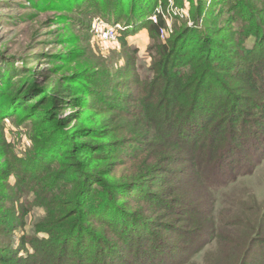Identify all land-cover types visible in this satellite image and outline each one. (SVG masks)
<instances>
[{
	"label": "trees",
	"instance_id": "1",
	"mask_svg": "<svg viewBox=\"0 0 264 264\" xmlns=\"http://www.w3.org/2000/svg\"><path fill=\"white\" fill-rule=\"evenodd\" d=\"M128 1V4L122 3L123 6L116 9L117 18L123 9L130 13L120 21L128 26L134 22L147 21L157 5L155 0ZM253 4L246 0L234 3L231 9L237 11L241 7V12L248 8L257 11L251 8ZM245 15V23L247 19L257 18L253 11ZM162 23L161 19L159 24L151 22L149 29L157 33ZM225 27L198 35L183 30L174 39L157 48V56L152 65L155 77L151 84H146L145 79H137L139 90L131 96L135 106L130 108V115L142 121L140 126H134L135 130L151 132L153 140H156L154 142H157L146 152L149 158L147 165L154 168L151 179L157 182L156 186L160 185V176H154V173L169 170L168 163L164 165L161 161V152L157 146L160 140L168 144L169 151H179L181 161L188 167L185 175L173 179L178 184L176 189L194 181V184H200L205 196L215 189L228 186L239 176L252 174L264 159V28H250L245 34L249 27L244 25L233 33L231 46L220 47L215 33H223ZM128 29L122 32V40L132 30L130 27ZM251 35L256 36L255 45L249 51L242 48L245 51L242 54L240 48ZM66 64L64 62L58 83L47 88L40 86L36 93L29 91L34 90L35 81L29 77V73L16 82V77L8 71L0 72V118L8 117L5 116L9 115L8 110L12 111L18 103V100L14 101L15 95L19 96L26 89L28 94L33 93L34 98L24 102L18 110L30 111L35 117L40 113L50 128L59 123L64 124L68 119L58 117V105H62V110L73 99L75 103L87 106L88 100L82 96L68 100L64 97L71 91H76V95L87 93V84L92 83L80 71L68 73ZM50 70L59 72L57 67ZM24 81L26 87L22 85ZM111 106L113 110L129 113L121 104ZM75 115L82 121L63 132V138H66L65 144H61L63 148L56 147L52 151L47 148L33 161L45 163L34 166L31 162L32 165L22 161L18 170L19 176L24 169L32 176L34 170L41 166L45 172L50 173L53 164H60L71 157L69 165L76 173L68 174L70 170L64 168L52 176L48 186L58 191L64 188L65 192L49 200L45 199V203L51 207L50 216L46 217L47 220L45 218V222L36 225L38 231H47L49 237L32 239L31 247L34 251L27 252L25 256L19 255L12 241L0 238V264H185L187 258L193 257L211 243L219 245V264H264L263 215L258 219L254 214V222L248 225L245 234L243 232L234 237V224L226 227L210 217L209 205L200 207L193 195H187L191 187L187 188L185 194H175L172 198L161 200L163 212L150 214V217L143 219L141 215L146 211L124 210L116 200L110 199L108 193L116 191L114 186L102 188L101 191L94 189L91 183L112 173L111 166L115 160L111 159V149L103 145L105 142L96 140L97 132L100 131L96 124L84 120L85 113L81 111ZM4 149L0 148V152H4ZM140 151L141 148L129 155L134 157ZM170 157L167 162L175 156ZM26 177L23 174L21 180H27ZM89 177L93 181L88 180ZM76 180L78 184L83 183L82 187L77 193L75 189L67 191L66 186ZM128 183L130 187L122 190V193L132 191L130 197L135 201L137 193L144 190L145 185L149 186V180H143L142 184L139 177H134ZM195 190L196 187L192 191ZM65 195L69 197L66 200ZM10 196L0 194V233L10 234L17 225L25 226L26 221H17V215L29 214L28 208L16 206ZM64 204L69 206L66 212L62 211ZM173 209L175 214L172 215L170 210ZM192 210H195L198 218L193 230L187 227L185 215L177 216ZM11 211H18V214H11ZM204 211L207 212L204 214ZM199 216H204L203 222ZM12 219L14 221L11 222ZM198 223L205 230L198 228ZM180 225L184 228H179ZM19 250H24V245Z\"/></svg>",
	"mask_w": 264,
	"mask_h": 264
},
{
	"label": "rangeland",
	"instance_id": "2",
	"mask_svg": "<svg viewBox=\"0 0 264 264\" xmlns=\"http://www.w3.org/2000/svg\"><path fill=\"white\" fill-rule=\"evenodd\" d=\"M245 1L155 0L157 5L153 9V13L147 17L149 20L146 19L147 21L142 23L139 21L138 26L135 25L139 22L128 26L120 21L130 13L123 9L117 18L116 11L118 6H123L122 3L128 4V0H124V2H120V0H0L1 73L8 71L16 77L15 81L18 80V82L24 78V75L30 74L29 77L35 80L33 81L34 90L29 89L31 85L28 89L31 90L30 92L36 93L38 87L47 88L61 80L59 79L63 73L61 69L66 62L68 73L80 71L85 74L86 80L92 82L87 84L89 86L87 93L76 95V91H71L64 95L67 100L75 96H82L88 100V105L83 106L82 103H75L73 99L69 100L70 105L62 110V105H58V117L68 119L64 124L59 123L54 128L47 125L40 113L35 117L30 111L18 110L24 102L34 98L33 93L28 94L27 89L19 96L15 95L14 101L18 100V103L12 111L8 110L7 114L9 115H5L8 117L0 118V148H5L4 152H0V184L8 181L4 185L2 184L0 194L6 196L10 194L16 206L29 209L27 216L23 214L19 216L18 211H11V214H14L12 212L18 214L17 221H26L25 226L17 225L10 234L0 233V238L4 241H12L13 248L18 249L19 255L25 256L27 252L34 251L31 247L32 239L49 237L47 231H38L36 225L50 216L51 207H48L45 199L65 192L64 188L58 191L57 188L48 186L52 176L56 172L63 171L64 168L70 170L68 174L76 173L69 165L71 157L68 160L64 159L60 164H53L50 173L45 172L44 168L42 169L40 166L34 170L35 173L32 176H29L28 172L22 169L23 174L27 176V180L23 181L21 180L23 174L19 176L18 170H20L22 161L31 162L34 166L45 163L46 161L39 163L33 161L47 148L51 151L56 147L63 148L61 144H65L66 141V138H63V132H67L82 121L75 115L78 111L85 113L84 120L90 124L94 122L100 129L97 132L96 140L105 142L103 145L111 149V159L115 160L111 166L112 173L99 177V181L91 184H94L93 188L97 191L114 186L116 191L112 190L108 194L110 199L116 200L122 209L144 210L147 213L141 215L142 219L150 217V214H161L163 212L160 207L161 200L172 198L175 194H185L188 191L187 188L191 187V191L187 195H193L200 207L209 205L210 217L226 227L234 224V237L246 232L248 225L254 222V214L258 219L263 215L262 224L264 225V159L255 167L252 174L239 176L228 186L215 189L205 196V191L200 184L196 182L194 184V181L191 182L192 185L190 183V185H182L176 189L178 184L173 179L179 175H185L187 173L185 169L188 167L181 161L179 151H169L168 144L160 140L157 146L161 152V161L164 165L168 163L166 165L169 170L154 173V176H160L158 181L160 185L156 186L157 182L151 179L154 168L147 165L149 158L146 156V152L157 142H154L156 140H153L151 132L146 133L144 129L135 130L134 126H140L142 121L139 117L130 115V108L135 106L131 96L139 90L136 86L137 79H145L146 84H151L155 77L152 65L157 56V48L174 39L183 30L188 34L193 32L198 35L226 26L223 33H215L220 47H223L231 46L233 33L244 25L249 27L245 34L249 32L250 28L251 30L264 28V13L262 12L264 0H248L254 3L251 8H255L257 11L248 8L245 12H241V7L237 11L231 9L234 3ZM252 11L257 18L247 19L245 23V13L251 14ZM154 14L158 15L157 23L150 19ZM160 19L163 22L161 27L165 31L164 34L160 29L157 33L149 29L151 22L159 24ZM100 21L111 26H115V24L123 26L122 30L118 31L116 39L101 38L93 31V25ZM128 27L132 30L126 33L125 39L122 40L121 34L125 29L129 30ZM255 41L256 36H249L240 50L244 48L249 51L255 45ZM244 49L242 54L245 52ZM64 54L65 56H62ZM62 58L67 61H63ZM55 59L59 60L55 61ZM54 67H57L58 73L50 70ZM1 83L0 80V85ZM22 85L27 86L25 81L22 82ZM59 90L62 91V89ZM19 92L17 91V93ZM26 92L28 95L25 94ZM71 93L73 95L70 97ZM93 94H97V96ZM111 104H121L129 113L113 110ZM3 107L6 108V106ZM60 140L63 141L60 142ZM140 148L142 151L136 156L130 157L131 152H136ZM171 155L175 157L167 162ZM44 177L45 180H43ZM134 177H139L142 184L143 180H149V186L145 185L144 190L139 191L142 194L141 197L137 193L136 201L130 197L132 191L122 193V190L130 187L128 182ZM89 179L91 180V177ZM82 182L83 180H81ZM82 185L83 183L78 184V180H76L75 183H69L66 190L75 189V193H77ZM10 186L13 188L7 189ZM195 187L196 190L193 192ZM68 198V195H65L64 200ZM193 202L197 205L194 200ZM59 206L61 207V204ZM68 208L69 206L64 204L62 211L66 212ZM194 211L177 215H185L188 223L186 225L192 230L195 227L194 223L198 220ZM170 212L172 215L175 214L174 209ZM205 212L207 211H204V214ZM199 218L203 222L204 216H199ZM12 221L14 220L12 219ZM179 228L182 229L184 226L180 225ZM198 228L205 230L200 224ZM177 240L179 239L177 238ZM22 245H24V250H19ZM218 251L219 245L211 243L201 252L187 258L185 264H219L221 257H219Z\"/></svg>",
	"mask_w": 264,
	"mask_h": 264
},
{
	"label": "built area",
	"instance_id": "3",
	"mask_svg": "<svg viewBox=\"0 0 264 264\" xmlns=\"http://www.w3.org/2000/svg\"><path fill=\"white\" fill-rule=\"evenodd\" d=\"M154 23L158 22V15L154 14L150 17ZM123 26L121 24H115V26H111L108 24H104L103 21L97 22L93 25V31L96 32L101 38L104 39H116L118 35V31L122 30ZM161 33L164 34L165 31L162 27H160Z\"/></svg>",
	"mask_w": 264,
	"mask_h": 264
}]
</instances>
